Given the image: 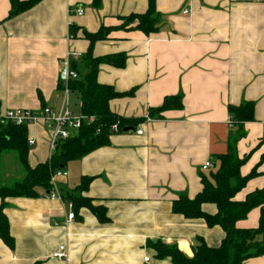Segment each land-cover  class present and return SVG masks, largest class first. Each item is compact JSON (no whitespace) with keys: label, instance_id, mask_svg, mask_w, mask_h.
<instances>
[{"label":"crops","instance_id":"1","mask_svg":"<svg viewBox=\"0 0 264 264\" xmlns=\"http://www.w3.org/2000/svg\"><path fill=\"white\" fill-rule=\"evenodd\" d=\"M9 6V0H0L1 111L59 109L64 102L69 107L72 96L79 99L62 91L59 60L69 50L85 54L89 41L82 30L94 33L103 26L111 29L93 44L92 55L122 53L125 62L122 67L100 64L97 81L126 92L109 101L112 112L144 120L67 163V175L58 177L69 190L61 192L54 183L65 195L82 177H91L87 188L74 195L104 207L108 221L99 222L82 206L66 223L68 200L51 199L41 189L35 197H8L4 213L14 247L0 239V264H172L169 257L156 259L147 242L176 245L187 257L199 238L218 246L224 236L220 227L187 219L171 207L179 195L193 198L201 190V174L208 175L203 164L227 151L235 129L228 105L251 102L254 109L253 121L242 125L245 136L237 152L239 157L249 154L241 175L252 170L256 175L235 200L264 186V0H156L161 25L148 36L118 27L122 17L145 12L147 0H101L97 7L92 0H41L12 18L7 17ZM77 8L83 13L71 14ZM71 26L78 28L74 38ZM174 95H181L180 109L164 111L161 119L148 116L150 108ZM26 127L27 144L34 140L27 157L33 167L49 159V133L42 123ZM13 155L18 159L15 151L0 153L1 185L19 181L8 168ZM202 209L215 212L212 204ZM259 215V207L253 208L236 226L256 228ZM61 244L67 246V257H52ZM242 264H264V254Z\"/></svg>","mask_w":264,"mask_h":264},{"label":"trees","instance_id":"2","mask_svg":"<svg viewBox=\"0 0 264 264\" xmlns=\"http://www.w3.org/2000/svg\"><path fill=\"white\" fill-rule=\"evenodd\" d=\"M41 0H9L8 18L21 14ZM101 0H92L94 6H99ZM161 14L156 9V0H147V9L143 13H131L122 17L119 28L138 30L145 35L156 33L161 25ZM111 28L101 26L96 32L89 33L82 30L83 37L89 41V48L79 60L72 62V68L78 78L68 82V90L79 96L80 113L86 117L93 116L92 122L84 121L76 134L57 142L50 158L31 167L27 157V127L12 124H0V153L15 151L22 165L24 177L11 185L0 184V239L10 249L14 247V239L10 233L9 221L4 213L5 199L8 197H35L38 189L46 192L51 188L50 177L54 171L60 170L72 160L78 159L91 151L107 145L109 136L114 132L111 126L117 125V132H123L125 127L134 128L143 118H123L109 108V101L124 96L109 85L97 81L98 67L108 63L122 67L125 55L111 54L101 57L92 55V46L98 40L107 37ZM77 27H70L69 35L76 37ZM82 65V69H81ZM130 93V92H127ZM182 107L181 95L166 96L162 104L150 108L148 116L161 119L162 113L169 109ZM251 102L238 106L228 105L227 111L231 125L235 127L229 135L227 151L215 156L213 168L207 174H201V190L193 197L179 195L172 202V212L187 219L201 218L208 227L218 226L224 236L218 246H208L201 238L193 249L191 257L185 256L176 245L165 244L160 240L148 241L147 247L155 252L156 259L169 257L172 264H242L245 260L264 254V186L247 194L241 201L235 200V195L245 186L246 182L256 175L252 170L247 175H241L240 168L247 161L249 154L239 157L237 152L238 141L245 136L243 123L253 121L254 111ZM91 177H82L78 186L72 192L62 194L64 200L73 205V211L79 207H87L101 223L108 221L106 209L91 204L87 197L75 196V191H83ZM44 194V193H43ZM204 204L215 206V212L210 214L203 211ZM259 207V222L256 228H238L236 222L245 219L249 211Z\"/></svg>","mask_w":264,"mask_h":264},{"label":"built area","instance_id":"3","mask_svg":"<svg viewBox=\"0 0 264 264\" xmlns=\"http://www.w3.org/2000/svg\"><path fill=\"white\" fill-rule=\"evenodd\" d=\"M83 13L82 8H77L74 11H71V14L81 15ZM183 13H188L187 9L183 10ZM70 25V24H69ZM82 57V53L76 51H67L59 60L60 64V75H59V84L62 87L64 94L68 93V82L71 79H77L78 74L72 68V62L78 60ZM94 120L93 116H84L81 113L76 115L71 112L66 102L59 109H54L49 106H43L37 109H24V108H12L0 110V124H12L17 126H28L36 123H42L46 127L49 133L50 141V155L55 150L56 144L60 140L67 139L76 134L77 130L80 128L84 121L92 122ZM262 133L264 134V123L261 125ZM113 132H117V125L114 124L111 126ZM137 134H141L142 130L137 129ZM29 145L34 144V140H28ZM213 168V163L211 160H207L202 169ZM67 173L62 170H56L50 177L51 188L47 196L51 199H57L64 202V199L54 184V178L56 176H66ZM67 207L69 212L66 217V223L74 219L75 214L73 211V205L70 201L67 202ZM52 257L58 259H65L67 257V246L61 244L57 251L53 252ZM145 262H148L147 257L144 258Z\"/></svg>","mask_w":264,"mask_h":264},{"label":"rangeland","instance_id":"4","mask_svg":"<svg viewBox=\"0 0 264 264\" xmlns=\"http://www.w3.org/2000/svg\"><path fill=\"white\" fill-rule=\"evenodd\" d=\"M69 108L76 115H78L80 113V103H79V99L76 96H72L71 97V101H69ZM3 168H4V162L1 161V163H0V171H2ZM8 168L10 170V173L13 175V178H15V179H17L19 181H21L23 179V169H22V165L20 164L19 160L17 159V157L15 155H13L12 158L10 159L9 164H8ZM66 168L67 167L65 166V167H63L60 170H62L64 172H67L66 171L67 170ZM62 178L63 177L56 176L54 178V183L58 186V188L61 189V192H64V191H67L69 189H67L66 186H64V185L61 184V181L63 183V179Z\"/></svg>","mask_w":264,"mask_h":264},{"label":"water","instance_id":"5","mask_svg":"<svg viewBox=\"0 0 264 264\" xmlns=\"http://www.w3.org/2000/svg\"><path fill=\"white\" fill-rule=\"evenodd\" d=\"M131 130H132V128H130V127H125L123 131H131ZM46 193L48 194V193H49V190H47Z\"/></svg>","mask_w":264,"mask_h":264}]
</instances>
